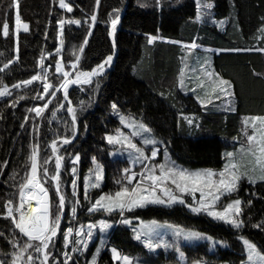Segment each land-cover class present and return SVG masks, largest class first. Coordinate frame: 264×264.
<instances>
[{"label":"trees","instance_id":"1","mask_svg":"<svg viewBox=\"0 0 264 264\" xmlns=\"http://www.w3.org/2000/svg\"><path fill=\"white\" fill-rule=\"evenodd\" d=\"M66 2L73 5L71 12L61 8L59 0H20L21 18L29 23V30L20 29L19 59L7 69H4V64L16 55V9L4 7L10 5L11 0H4L0 5V87L7 84L11 92L10 96H0V212L5 211V201L12 199L16 202L17 186L31 164L25 161L37 142L40 175L51 192V213L55 215L59 209V197L50 180V175L55 174L56 159L50 141L58 135L73 133L71 114L66 107H56L63 93L59 91L43 115L33 120L35 113L29 109L44 103L33 98L37 92L43 91V82L34 81L31 85L16 88L11 86L39 70L37 61L42 52L52 53V57L45 59V64L53 65L48 77L53 83L59 82L55 79L60 74L55 73L54 60L55 48L60 43L58 19H66L62 55L65 61L75 58L73 51L78 52L89 26L83 23V18L94 10L95 0ZM199 3L204 14L197 19L200 11L197 0H161L159 6L156 0H101L97 22L84 47L79 67L90 69L104 61L107 55L117 53L91 84L75 85L69 89L77 122L70 143L57 140L58 155L63 158L60 188L66 203L64 210L59 212L60 217L64 215L60 230L50 245L53 257H59L58 261L50 257L52 264L64 261V252L72 256L68 264H73V261L75 264H90L96 256L93 246L87 252H73L75 247L66 244L64 236L66 229H76L80 223L96 221L104 216L103 211L89 213L87 205H91L98 195L114 194L121 187L117 181L127 183L123 179V169L128 168L130 162L124 157H113V145L106 140V135L120 125L119 111L131 114L151 127L160 141L156 144L160 147V162L169 152L174 161L185 167L213 170L223 167L227 160L226 152H239L246 139L242 131L245 119L264 116V53L256 50L264 47V32L261 31L264 0H211V9L203 8L208 0H199ZM113 9H119L122 16L116 27L115 48L109 35V13ZM72 18L81 19L82 24L67 23ZM5 19L9 24L8 37L2 34ZM152 35L158 39L149 43ZM193 41L196 47L189 52L186 45L190 47ZM199 56L208 59L212 69L233 83L234 96L221 95L210 105L201 104L197 96L203 99L206 94L192 90V84H187L186 74V65ZM64 66L71 67L67 63ZM181 69L183 76L180 75ZM181 79L184 87L180 86ZM18 96L23 98L17 101ZM229 99L231 103H225ZM113 101L119 105L118 110L112 109ZM53 109L56 110L55 116L52 115ZM26 116L29 117L27 121L24 119ZM187 119L195 120L199 127L189 125ZM34 125L38 131H34ZM237 137L239 139H235ZM77 153L79 161L74 160ZM48 157L51 160L45 163ZM93 157L104 166V178L99 187L88 185V199H85L86 175L94 165ZM4 161H8L7 165L3 164ZM45 167L48 168L47 175L43 172ZM73 168L76 169L75 174ZM73 180L76 181V196L73 194ZM77 198V212L73 215L71 209ZM237 198L244 201L241 206L245 223L239 228L204 212L192 211L188 207L194 203L190 194H184L187 203L169 206L147 204L127 211L125 217L157 220L199 231L212 238L213 242L186 243L182 248L188 260L241 264L247 257L241 236L253 241L264 252V227H254L264 221V182L252 184L244 178L237 191L226 195L223 201ZM248 200H252L251 205L246 203ZM134 235L131 226L123 223L116 226L109 232L108 248L102 252L97 264H123L113 260L112 247L124 255L147 257L148 264H168L176 257L172 259L171 249L162 246L149 252ZM15 239L23 245L27 237L17 232L11 217L0 215V259L11 260Z\"/></svg>","mask_w":264,"mask_h":264},{"label":"snow or ice","instance_id":"2","mask_svg":"<svg viewBox=\"0 0 264 264\" xmlns=\"http://www.w3.org/2000/svg\"><path fill=\"white\" fill-rule=\"evenodd\" d=\"M4 0H0V5H3ZM20 0H11L10 5H4L6 8H15V35H16V55L12 59L7 60L4 64V69H7L9 65H12L14 60L19 59V31L23 28L24 31L29 30V23L25 22L21 18L19 11ZM101 4V0H95V8L90 15H86L83 18V23L88 24L86 29V34L83 39V43L79 46V50L73 51L74 59H69L65 61L62 55V49L64 45L63 35H64V25L66 19H58L56 21L59 26L58 39L60 41L59 46L55 48L56 56L55 60V73L60 74L55 77L59 82L53 83L48 77V73L52 70V64H45V59L47 57H52L51 52H42L41 56L37 61V68L39 69L28 79L23 81H17V83L11 87H22L25 85H31L34 81L43 82V91L37 92L33 97L44 101V103L36 104L33 108L29 109L30 112H34L35 116L41 117L45 110L48 108L49 103L52 102L53 98H57V93L63 90V98L59 100L57 108H67V111L71 114L73 133L72 135H62L57 136L55 139L50 141L53 154L56 156L55 159V174L51 176V180L56 183V192L59 195V209L57 214L53 215L51 213V202L49 198V190L42 183L39 177V143L33 145L32 151L28 155L25 163L31 162L30 169L25 173L22 178V182L17 186L19 189V203L18 205L13 204V200L9 199L5 201L4 208L6 211L0 212V215L11 217L15 227L19 229L23 236L27 239L21 245L19 239L13 241L14 251L11 253V260L0 259V264H52V260H59V257H53L50 245L53 243V238L57 236L60 230V215L66 203V197L61 192L60 188V169L62 163V157L58 155L59 145L57 140L62 141L67 144L73 139L76 131L77 113L76 108L72 105L71 99L69 98V86L72 84L85 85L91 84L93 82V77H99L105 67L111 63L113 60L114 53L106 56L105 60L97 64L95 67L90 69H80L79 61L83 54L84 47L89 42V37L92 34V29L95 27L98 18V9ZM156 4L159 6L161 0H156ZM59 5L63 9H67L69 12L72 11L73 5L66 2V0H59ZM213 4L211 0L203 6V8L211 9ZM198 15L197 19H200L204 14L202 6L197 0ZM111 32L109 35L112 37V46L116 47L115 32L117 24L121 20L119 15V9H113L112 13H109ZM67 23L75 24L80 26L82 24L81 19H68ZM261 31L264 32V24L261 25ZM2 34L4 37L9 35V24L7 19H5L2 25ZM158 39V37L152 35L149 38V43H152ZM160 39H166L160 37ZM177 43H182L177 41ZM188 51L190 52L192 48L196 47L193 41L189 46L186 45ZM251 50V49H246ZM264 53V47L256 49ZM220 51V50H218ZM233 51H239V49H233ZM65 63L69 64L70 68H65ZM200 69L203 75L207 78L208 83L204 79H200L197 87H203L207 90V93L203 99L197 96L202 105H210L213 99H219L221 95L232 97L235 95L234 85L230 80H227L220 76L218 72L211 68L210 62L205 60L200 64ZM75 73L72 75V73ZM183 69H181L180 75L183 76ZM180 86L184 87V80H180ZM97 83V87H98ZM10 86L4 84L0 87V96H10L11 92L8 91ZM216 94V95H212ZM161 95H164L161 92ZM23 97H17V101ZM67 101V104H65ZM225 103L230 104L231 100L225 101ZM83 104V102H81ZM13 106L15 103L13 102ZM113 110H118L119 105L113 101L111 105ZM52 115H56V110H52ZM183 115V114H181ZM26 121L29 117L24 118ZM121 120L127 123V126L133 128L134 135L143 136L144 145H152L151 155H148L144 148L138 146L130 136H126L122 131H118L116 135L107 134L106 140L109 144H121L122 146H127L128 149L135 150V156L133 159V164L140 162L142 165L140 173L135 172L132 169L125 168L124 181L127 183H122V181H117V184L121 187L114 193H105L96 199L95 203L91 205L88 209L89 212L93 211H107L109 213L117 211L121 216V221L124 224H131L132 217H125V212H131L134 208L144 207L149 203L165 204L170 205L174 203H187L184 199V194H190L195 197L196 193H200L199 199L196 206L188 204V207L194 212L205 211L208 215L223 220L230 223L234 227H241L245 221L242 218L243 208L242 204L244 201L237 198L231 200L226 206L218 208L217 204L220 201L221 196L226 193H231L237 191L239 184L242 179L246 178L250 183L255 184L257 182H264V116L256 115L245 119L244 127L242 129L246 141L241 143L239 152H226L225 156L227 158V163L222 170L216 171L213 169H199V170H189L181 168L174 161L167 160L163 164L153 163V158L158 155V149L156 144L160 143L157 141L152 134V129L144 123L143 121H136L134 118L121 116ZM189 125L199 127V124L193 119H187ZM23 127V125H22ZM34 131H38L34 125ZM249 129L251 131L249 132ZM239 139V137L235 138ZM80 156L77 153L74 157L75 161H79ZM96 163V169L94 175L96 177L95 183L91 186L99 187L100 181L103 180L104 166L96 161V157L92 158ZM51 160L48 157L45 160L47 163ZM239 160V162H237ZM8 161H4L3 164L7 165ZM158 170V171H157ZM45 175L48 174V168L43 169ZM73 174H75L76 169H72ZM139 176V179H137ZM134 182V183H133ZM171 185L174 186L170 187ZM73 184V194L76 196V181H72ZM87 187L85 186L84 198L88 199ZM38 190V192L36 191ZM27 197V199H26ZM32 201H36L35 204ZM79 203V199L75 200L74 206L71 211L73 215L76 214L77 208L75 204ZM248 205L252 204V200L246 202ZM18 214V218L17 215ZM135 219L140 220L139 217ZM100 227L107 229L112 226V222L109 220H100ZM96 225L90 223L89 229L95 228ZM166 227L162 225L157 220L144 221L140 220L137 227L133 228L135 238L137 240H142L146 247L150 250H155L161 245L164 248H175L179 253L180 257H184V252L180 249L179 240L183 237L186 240H191L193 238L206 237V234L192 229H184L180 226L173 225V235L175 236L174 241H169L163 238L159 232V229ZM256 228L264 227V221H260L254 225ZM74 230L68 228L65 231V242L71 243L70 236ZM79 236H85L87 239H91L92 232H84L81 228L77 233ZM207 239H212L211 237H206ZM241 240L245 246L247 252V261H241V264H264V252H261L258 246L246 237L241 236ZM78 245L83 248H87V241L85 239H80L77 241ZM18 249V250H16ZM73 252L80 251V247H75L72 249ZM113 260L122 261L123 264H137L132 257L122 254L116 247L111 248ZM33 253L35 255H33ZM25 254H27L25 256ZM99 254V249L97 250V255ZM8 254H5L7 256ZM65 260L61 261L60 264H68V261H72V256L68 252H64ZM52 257V260H50ZM73 264L75 262L73 261ZM91 264H96V256H93ZM195 264H201L200 261H196Z\"/></svg>","mask_w":264,"mask_h":264},{"label":"rangeland","instance_id":"3","mask_svg":"<svg viewBox=\"0 0 264 264\" xmlns=\"http://www.w3.org/2000/svg\"><path fill=\"white\" fill-rule=\"evenodd\" d=\"M205 60H207L208 61V59H206L205 57H203V56H199V57H197V58H195L194 60H192L188 65H186L187 67H186V74H187V84L189 85V84H192V85H190V87L192 88V90H197V91H200V92H205V94L207 93V90L205 89V88H203V87H197V84H198V82H199V80L200 79H204L205 80V82L206 83H208V81H207V78L203 75V72H202V70L200 69V64L201 63H203ZM107 67V66H106ZM105 67V68H106ZM105 70V69H104ZM103 73V72H102ZM102 73H100V74H102ZM73 85H76V84H72V85H70L69 86V89L73 86ZM62 91V93H63V90H61ZM121 116H124V117H130V118H134L136 121H142L141 119H139V118H137V117H135V116H133V115H131V114H127V113H125V112H120L119 111V118H120V125L114 130V131H112V132H110V133H108V134H113V135H116L117 134V132L118 131H122L126 136H130L131 137V139L133 140V142H135L138 146H140V147H142V148H144V150H145V152L148 154V155H151V148H152V145H144V143H143V136H137V135H134V129L133 128H130V127H128L127 126V123H125L124 121H122L121 120ZM144 122V121H143ZM144 123H146V122H144ZM147 124V123H146ZM148 125V124H147ZM150 127V126H149ZM151 128V127H150ZM152 134L154 135V137L156 138V140L158 141L159 140V138L153 133V131H152ZM244 141V140H243ZM245 141H246V139H245ZM111 145H113V148H112V150H111V155L113 156V157H124V158H127L128 160H129V162H130V166L128 167L129 169H133L135 172H137V173H140V171H141V168H142V165H141V163L140 162H136L135 164H133V159H134V156H135V150H133V149H128L127 148V146H122L121 144H118V143H115V144H111ZM156 148L158 149V153H159V149H160V147H158V146H156ZM167 160H171V161H174L172 158H171V156H170V154H169V152H166L164 155H163V159H162V161L160 162V158H159V154L155 157V158H153V163H155V164H157V165H159V164H163V163H165ZM177 165H179L181 168H185V169H189V170H199V169H205V168H199V169H191L190 167H185V166H183V165H181V164H179V163H177L176 161H174ZM237 162H239V160L237 161ZM227 163V160H226V162H225V164ZM225 164L223 165V167L221 168V169H219V170H222L223 168H224V166H225ZM30 166H31V164H30ZM61 166H62V163H61ZM135 167H137L138 169H135ZM30 169V168H29ZM95 169H96V163L94 162V165L92 166V168L90 169V171L87 173V175H86V181H87V185H89L90 184V186L92 185V184H94L95 183V180H96V177H95V175H94V172H95ZM219 170H216V171H219ZM158 171V170H157ZM51 176L52 175H50V180H51ZM39 177L41 178V175H40V164H39ZM103 178H104V174H103ZM137 179H139V176H137ZM41 180H42V178H41ZM52 181V180H51ZM103 181V180H102ZM102 181H100V185H101V183H102ZM42 183L46 186V188H48L47 187V185L45 184V182L42 180ZM52 183H53V186H54V189L56 190V183L54 182V181H52ZM134 183V182H133ZM169 186L170 187H173L174 188V186L173 185H171V183L169 182ZM93 187V186H92ZM48 190H49V188H48ZM49 193H50V202H51V192H50V190H49ZM231 193H233V192H231ZM231 193H226L224 196H221V198H220V201L218 202V204H217V207L218 208H222L223 206H226L227 205V203H229L231 200H229V201H226V202H224L223 201V198L226 196V195H230ZM197 195H195V197H193L192 195V200H193V202L194 203H192V205L193 206H196V204H197V201H198V199H199V196H200V193H196ZM101 195H98L97 197H96V199H98L99 197H100ZM58 197H59V195H58ZM96 199L94 200V202L93 203H95V201H96ZM18 203H19V191H18V194H17V199H16V202H14L13 201V204L14 205H18ZM70 203H73V201L72 200H70ZM92 203V204H93ZM177 203H179V202H177ZM91 204V205H92ZM149 204H157V203H149ZM175 204V203H174ZM91 205L90 204H88L87 206H88V209L91 207ZM160 205H165V204H160ZM170 205H172V204H170ZM165 206H169V205H165ZM65 208V207H64ZM64 208H63V210H64ZM5 209V208H4ZM191 209V208H190ZM192 210V209H191ZM5 211H6V209H5ZM101 211H103V213H104V216H100L101 218H99L98 220H96V221H90V222H87V223H80V224H78V226H77V228L76 229H74V228H72L74 231L72 232V234H71V236H70V240L72 241L71 243H69V244H71L72 245V247H80V252H82V251H88L89 250V248L91 247V246H93L94 247V249H95V255H96V264H97V261H98V259H99V257H100V255L102 254V252L104 251V250H106L107 248H108V236H109V232L110 231H112L116 226H118V225H120V224H122V222H120L121 221V216L119 215V213H118V210L117 211H114V212H111V213H109V212H107V211H104V210H101ZM95 212H98V211H93V212H89V213H95ZM127 212V211H126ZM126 212H125V214H126ZM200 212H204V213H206L207 214V212H205V211H200ZM114 213H117V214H114ZM208 215V214H207ZM62 216V215H61ZM126 216V215H125ZM210 216V215H209ZM114 217H116V219L115 220H113L114 219ZM212 217V216H211ZM64 218V217H63ZM212 218H214V217H212ZM60 219H61V217H60ZM135 218H132V221H133V223H131V224H126V225H128V226H131V228L133 229L134 227H137L138 225H139V223H140V220H134ZM216 219V218H215ZM100 220H109V221H111L112 222V226L111 227H109V228H107V229H103V228H101L100 227V224H99V221ZM218 220H220V219H218ZM221 221H223V220H221ZM225 222V221H224ZM90 223H92V224H95L96 225V227L95 228H91V229H89V225H90ZM161 223V222H160ZM228 223V222H227ZM124 224V223H123ZM162 225H166V227H163V228H161V229H159V232H160V234H161V236L163 237V238H166L167 240H169L170 242L171 241H174L176 238H175V236L173 235V228L171 227V226H173V224H168V223H161ZM81 228H83L84 229V232L86 233V232H88L89 230H91V232H92V237H91V239H87V237H85V236H79L77 233L79 232V230L81 229ZM184 229H186V228H184ZM21 236H23V234H21L19 231H17ZM26 237V236H25ZM134 237H135V235H134ZM206 237H208L207 235H206ZM206 237H202V238H193V239H191V240H186V239H184L183 237H181L180 238V240H179V244H180V249H181V251H183L184 252V250H183V246L186 244V243H197V242H200V241H210V242H213L211 239H207ZM54 239V238H53ZM80 239H85L86 241H87V248H83L82 246H80V245H78V243H77V241H79ZM136 239V238H135ZM248 239V238H247ZM137 240V239H136ZM142 241V240H141ZM143 242V241H142ZM162 246V245H161ZM163 247V246H162ZM99 249V254L97 255V250ZM169 249H171V252H170V254H171V257H172V259H173V257L174 256H176L175 258H174V260L173 261H171V262H169L168 264H195V262L196 261H200L201 262V264H231L230 262H226V261H223V262H220V263H210V262H208L207 260H205V259H199V260H195V261H192V260H188L187 258H186V255H185V252H184V257L183 258H181L180 257V255H179V253L175 250V248H172V247H169ZM148 251L149 252H151V251H155V250H150V249H148ZM130 256V255H129ZM130 257H132L133 258V260L135 261V262H137V264H148L147 263V257H142L141 255H136V256H134L133 257V255L132 256H130ZM152 258V257H151ZM245 261H247V257H246V259H245ZM91 262H92V260L90 261V264H91ZM150 264H165V263H156V262H150Z\"/></svg>","mask_w":264,"mask_h":264},{"label":"water","instance_id":"4","mask_svg":"<svg viewBox=\"0 0 264 264\" xmlns=\"http://www.w3.org/2000/svg\"><path fill=\"white\" fill-rule=\"evenodd\" d=\"M122 17V16H121ZM116 53H117V51H115V53H114V55H113V57H115L116 56ZM95 77H93V79H94ZM38 191V190H37ZM49 198H50V194H49ZM62 220H63V215L61 216V219H60V223L62 222Z\"/></svg>","mask_w":264,"mask_h":264},{"label":"bare ground","instance_id":"5","mask_svg":"<svg viewBox=\"0 0 264 264\" xmlns=\"http://www.w3.org/2000/svg\"><path fill=\"white\" fill-rule=\"evenodd\" d=\"M36 191H37V190H36ZM37 192H38V191H37ZM19 199H20V198H19ZM26 199H27V197H26ZM32 203H33V204H35V203H36V201H32Z\"/></svg>","mask_w":264,"mask_h":264},{"label":"built area","instance_id":"6","mask_svg":"<svg viewBox=\"0 0 264 264\" xmlns=\"http://www.w3.org/2000/svg\"><path fill=\"white\" fill-rule=\"evenodd\" d=\"M17 215V218H18V214H16ZM17 230L19 231V229L17 228ZM20 232V231H19Z\"/></svg>","mask_w":264,"mask_h":264}]
</instances>
